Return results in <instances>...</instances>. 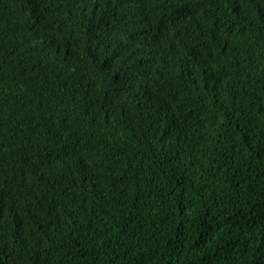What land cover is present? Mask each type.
Here are the masks:
<instances>
[{"label": "trees", "instance_id": "trees-1", "mask_svg": "<svg viewBox=\"0 0 264 264\" xmlns=\"http://www.w3.org/2000/svg\"><path fill=\"white\" fill-rule=\"evenodd\" d=\"M0 264H264V0H0Z\"/></svg>", "mask_w": 264, "mask_h": 264}]
</instances>
